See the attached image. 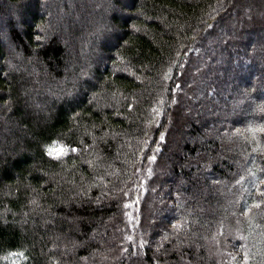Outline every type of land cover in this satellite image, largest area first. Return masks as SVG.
<instances>
[{
    "label": "trees",
    "instance_id": "16d2710c",
    "mask_svg": "<svg viewBox=\"0 0 264 264\" xmlns=\"http://www.w3.org/2000/svg\"><path fill=\"white\" fill-rule=\"evenodd\" d=\"M259 4L0 0V264H264Z\"/></svg>",
    "mask_w": 264,
    "mask_h": 264
},
{
    "label": "rangeland",
    "instance_id": "374dc122",
    "mask_svg": "<svg viewBox=\"0 0 264 264\" xmlns=\"http://www.w3.org/2000/svg\"><path fill=\"white\" fill-rule=\"evenodd\" d=\"M260 2V4H259V10L258 9H256V8H252V9H250V11L249 10H246L245 8L243 9V10H237V11H234L233 9H230L229 11H228V13H229V16H232V18H233V20H234V18H236V20L238 21V22H248V21H250V20H255V19H257V18H255L256 17V14H255V12L256 11H258V12H260V10H263L264 8L263 7H261V5L262 6H264V0H248V2ZM95 6V5H94ZM128 7V6H127ZM226 8V6H224V9ZM90 9H92V6H90ZM222 13H223V10L221 11ZM118 15H121V10L118 12ZM125 15V14H124ZM258 17H259V19H264V18H262L263 16L261 15V13L260 14H258ZM218 18V16H216V18H214V19H209L210 20V22H209V24L205 27V29H207V28H212V29H215V28H217V30H222V31H225V27L224 26H221V25H217V23L215 24V25H213L212 26V24H211V21H212V23H213V21L215 20V19H217ZM261 22H263V21H261ZM245 29V25L242 27V29ZM230 30H232V29H230ZM204 31V30H203ZM201 32V31H200ZM232 34V33H231ZM230 35H228V32L227 31H225L224 33H223V39H227V37H229ZM264 45V40H262V39H258L257 40V42L255 41V48L256 47H260V46H263ZM200 52H202L201 51V49H200ZM224 58H226V56L225 55H223L222 56V58L221 59H224ZM221 59H218L217 58V62H214V63H210V65H213L215 68H219V66H221V65H223V61H221ZM234 67H236L235 65H234ZM245 67L244 68H242V70L243 71H245ZM14 70V68L11 70V72ZM238 71H234V73H230L231 75L230 76H233V75H235L236 73H237ZM213 73H215V72H213ZM220 74V73H219ZM202 96H199V98H201ZM194 117H196V116H194ZM192 121V120H191ZM210 132H212L213 133V131L211 130ZM207 134H209V132H207ZM214 134V133H213ZM62 147H56V148H54V149H52L53 150V152H52V155H54V156H57V153H56V150H58V149H61ZM59 156V155H58ZM156 217V216H155ZM158 218L156 217V222H158ZM19 259H20V256L19 255H17V254H12L11 256H10V259H8L9 260V262H11L12 264H17L18 263V261H19Z\"/></svg>",
    "mask_w": 264,
    "mask_h": 264
},
{
    "label": "snow or ice",
    "instance_id": "6c2138e0",
    "mask_svg": "<svg viewBox=\"0 0 264 264\" xmlns=\"http://www.w3.org/2000/svg\"><path fill=\"white\" fill-rule=\"evenodd\" d=\"M65 151H66L65 149L61 148V149L56 150V153H57V155H61V154H64ZM52 152H53V150L50 149V150H49V154L51 155Z\"/></svg>",
    "mask_w": 264,
    "mask_h": 264
}]
</instances>
